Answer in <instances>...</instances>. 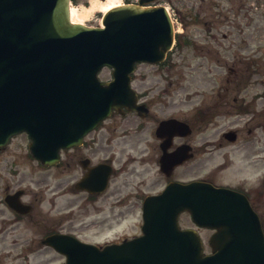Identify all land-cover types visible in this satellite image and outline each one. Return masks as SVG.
I'll list each match as a JSON object with an SVG mask.
<instances>
[{
  "label": "water",
  "instance_id": "water-1",
  "mask_svg": "<svg viewBox=\"0 0 264 264\" xmlns=\"http://www.w3.org/2000/svg\"><path fill=\"white\" fill-rule=\"evenodd\" d=\"M150 1L110 8L101 27L71 21L69 0H0V146L25 131L33 156L51 164L63 145L79 142L112 109L140 110L130 86L134 63L160 62L173 41L166 8L143 6ZM105 66L112 68L108 81L97 76ZM165 127L183 133L187 125L168 119L159 130ZM185 149L165 155L162 167L185 159ZM12 197L9 204L18 208ZM185 210L198 226L215 229L213 256L195 229H180ZM143 217V234L119 244L46 241L66 255L64 264H236L223 260L229 255L264 264L259 218L239 192L202 181L172 183L148 199Z\"/></svg>",
  "mask_w": 264,
  "mask_h": 264
},
{
  "label": "flooded vegetation",
  "instance_id": "flooded-vegetation-1",
  "mask_svg": "<svg viewBox=\"0 0 264 264\" xmlns=\"http://www.w3.org/2000/svg\"><path fill=\"white\" fill-rule=\"evenodd\" d=\"M236 20L241 29L236 23V32L231 29L221 32L223 52L228 53L233 48L239 50L224 57V66L233 78H224L231 87H225L223 93L205 94L189 111L181 114L172 93L178 79L172 51L162 63L137 64L153 66L157 80L166 85L144 86L142 79L154 76L152 73L141 75L140 82H135L136 103L142 105V116L126 109L113 111L85 134L81 142L63 146L53 165L34 159L29 142L21 143L11 154L8 164L11 186L2 187L0 245L4 235L11 232L16 235L14 245L20 246L21 241H25L21 253H17L19 258L27 261L28 257L56 256L61 258L62 264L65 255L44 242L48 236H62L70 246L77 240L99 247L138 236L145 200L157 196L173 181L200 180L237 190L259 213L255 198L264 194V166L262 170L259 168L260 161L264 162V74H259L261 61L258 57L264 53V31L243 29L248 20H254L252 27L256 26V18L252 15L241 14ZM215 34L216 29L210 28L208 45L216 39ZM185 36L184 33L182 38L179 36V41L188 43ZM233 36L237 37L236 41ZM242 49L250 50L242 55ZM135 76L136 73L132 75L131 83ZM255 84L262 85L263 93H247L248 87L253 89ZM156 110L160 115H155ZM235 113L238 117L229 125L238 122L242 125L227 127L224 118ZM173 118L187 124L183 133L174 128L172 131L158 129L161 121ZM119 119L130 121L131 127H123L117 132L121 125L117 126ZM182 145L187 146L188 158L164 170L161 166L163 157ZM7 147L0 148V157ZM24 161L31 165L25 172L31 175L35 189L18 186L24 173L20 165ZM201 171L204 173L200 174ZM188 173L190 176H186ZM225 173H230L234 182L220 181L227 178ZM239 173L244 175L238 177ZM2 178L0 174V180ZM15 193L18 195H14V199L26 204L28 210L24 211L22 206L18 210L9 206L5 198ZM181 215L189 218L187 212ZM132 227L136 228L133 233H116L119 228ZM25 229L32 232V237L22 238L21 231ZM198 230L208 234L213 232L206 228ZM238 257L229 255L224 260L250 264L249 259ZM0 264H4L2 248Z\"/></svg>",
  "mask_w": 264,
  "mask_h": 264
},
{
  "label": "rangeland",
  "instance_id": "rangeland-1",
  "mask_svg": "<svg viewBox=\"0 0 264 264\" xmlns=\"http://www.w3.org/2000/svg\"><path fill=\"white\" fill-rule=\"evenodd\" d=\"M92 0H71L70 6L75 8L78 13H82L83 9L90 5ZM104 1V0H100ZM134 2L135 0H129ZM126 2V0H122ZM157 3L163 4L169 8L170 13L175 18L174 26L179 30H184L185 37H188V44H185L181 48L177 47L173 51L174 60L176 63V71L178 73V79L175 82V89L173 93V99L175 103L178 102V111L183 114L185 111H189L191 106L198 103V101L205 94L211 93H223L225 87H231L228 82L224 81V78L232 79L233 76H229L226 67L224 66V57L227 54L232 56L233 53L238 52L236 48L224 53L220 45L222 43L221 32L231 31L236 32L239 26V22L236 20L241 14L243 16H253L256 18V26L252 27L254 20H248L245 22L243 29L248 31L252 29H258L264 31V0H233L231 2H224V0H157ZM253 6V9H249ZM225 7H228L226 10ZM101 11H97L91 16H79L75 18L78 22H82L89 26H98L101 24ZM231 24V27L227 26ZM216 29V39L207 44L208 32L210 28ZM239 31V30H238ZM258 32V31H257ZM235 34V33H233ZM183 33L180 35L182 38ZM233 40L236 41L237 37L233 36ZM238 42L236 43V45ZM213 45V46H210ZM210 47V48H209ZM234 47V46H233ZM250 49H242L240 52L242 55L247 53ZM261 61L260 76L264 74V53H261L258 57ZM145 73H152L154 76L148 75L146 78L142 79L141 75ZM110 77V70L108 68H103L99 73L100 79H106ZM136 78L134 79L137 84L142 79L144 86H149L153 84L163 87L157 79V72L150 65H139L136 69ZM141 77V78H140ZM263 87L261 84H255L252 87H248L247 93H257L261 94ZM155 92V91H154ZM189 97V99H188ZM165 99H170L166 97ZM155 115H160V112L156 110ZM232 117L224 118V124L227 127H238L242 125L241 122L237 124H230L231 120L238 117V114H231ZM138 120L133 121L132 125L136 124ZM121 124V125H120ZM117 132H119L123 127H131V122L123 119H119L117 124ZM27 140L25 134H19L11 140V143L7 147L6 151L0 157V174L2 175V180H0V197L2 193V187L5 185L11 186L10 174L7 172L8 164L11 160V154L17 149V147ZM263 163V164H262ZM264 162L260 161L259 168L262 170ZM31 165L28 161H24L20 165V169L24 172L22 178L19 181V187L35 189L36 184L31 181V175L25 171H29ZM203 174L204 171L199 172ZM226 179L220 181L234 182L231 178L230 173H225ZM244 174L239 173L237 176H243ZM186 176H190L188 173ZM222 177L220 176L219 179ZM236 179L235 181H238ZM258 203L259 213L263 219L264 224V194H260L259 197L255 198ZM61 201V198L58 199ZM3 205L0 203V207ZM181 225H190V221L186 217H181ZM135 227L131 229L119 228L116 233H133L135 232ZM22 238L32 237V232L29 229L21 231ZM202 237L205 239V251H209V246L207 238L209 236L207 231H201ZM16 237L13 233H7L4 235V240L2 245H0V250H3V263L4 264H60L61 258L52 257H28V262L19 258V254L25 246V241H21L20 246L13 244V239ZM19 253V254H17Z\"/></svg>",
  "mask_w": 264,
  "mask_h": 264
},
{
  "label": "bare ground",
  "instance_id": "bare-ground-1",
  "mask_svg": "<svg viewBox=\"0 0 264 264\" xmlns=\"http://www.w3.org/2000/svg\"><path fill=\"white\" fill-rule=\"evenodd\" d=\"M121 0H104V1H100V0H92L90 2V5L86 8L83 9L82 13H78L75 8H73L72 6H70V18L72 21L74 22H78L77 20H75V18L79 17V16H91L92 14H94L97 11H101L104 12L107 9L119 5L121 4ZM82 23V22H79Z\"/></svg>",
  "mask_w": 264,
  "mask_h": 264
}]
</instances>
